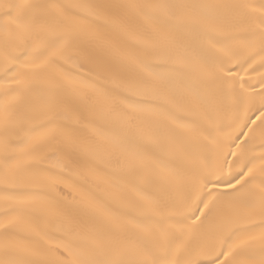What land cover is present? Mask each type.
I'll return each instance as SVG.
<instances>
[{"label":"snow or ice","instance_id":"snow-or-ice-1","mask_svg":"<svg viewBox=\"0 0 264 264\" xmlns=\"http://www.w3.org/2000/svg\"><path fill=\"white\" fill-rule=\"evenodd\" d=\"M0 264H264V0H0Z\"/></svg>","mask_w":264,"mask_h":264}]
</instances>
